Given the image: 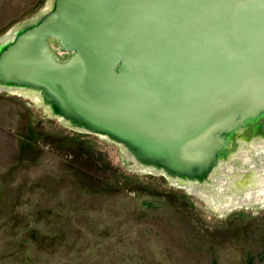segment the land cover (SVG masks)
<instances>
[{
    "label": "water",
    "instance_id": "obj_1",
    "mask_svg": "<svg viewBox=\"0 0 264 264\" xmlns=\"http://www.w3.org/2000/svg\"><path fill=\"white\" fill-rule=\"evenodd\" d=\"M0 84L203 181L246 124L264 136V0H55L0 51Z\"/></svg>",
    "mask_w": 264,
    "mask_h": 264
},
{
    "label": "rangeland",
    "instance_id": "obj_2",
    "mask_svg": "<svg viewBox=\"0 0 264 264\" xmlns=\"http://www.w3.org/2000/svg\"><path fill=\"white\" fill-rule=\"evenodd\" d=\"M47 2L0 0V37ZM78 133L0 93V264H264V207L212 209Z\"/></svg>",
    "mask_w": 264,
    "mask_h": 264
},
{
    "label": "bare ground",
    "instance_id": "obj_3",
    "mask_svg": "<svg viewBox=\"0 0 264 264\" xmlns=\"http://www.w3.org/2000/svg\"><path fill=\"white\" fill-rule=\"evenodd\" d=\"M54 1L55 0H48L46 6L35 18L10 29L0 37V51L8 42L12 41L17 33L23 31L28 24H35L48 15L53 8ZM47 44V49L51 55L55 56L56 62L63 64L67 56L62 59L57 55L58 51L61 50L59 48L58 50L56 49L57 47L52 38L48 39ZM0 93L20 97L35 103L39 108L44 110L50 118L58 120L66 129L74 130L79 133L93 134L118 145L123 157L133 164L134 168H132L136 169L135 171L145 174L146 176H165L168 182L176 188L182 189L188 194L201 199L212 209L214 208L222 212H232V210L253 208L256 206L264 207V136L255 134L257 132L256 129L251 127L253 126V122H249L243 129L229 138L225 149L219 154L216 165L209 172L206 179L203 181L188 180L168 176L163 169H158L156 166L147 165L138 161L133 152L126 145L112 139L108 135L93 133L76 125L72 121L59 117L56 113L52 112L45 102L42 92L37 89L0 84ZM250 152H257V156L255 159H246V161H244L245 159L242 154ZM238 157L241 158L240 163L244 166L240 171L234 172L230 167H233L234 163H238ZM217 173L218 176H216Z\"/></svg>",
    "mask_w": 264,
    "mask_h": 264
}]
</instances>
